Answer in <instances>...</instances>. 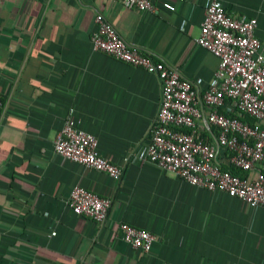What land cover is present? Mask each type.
<instances>
[{
  "label": "crops",
  "instance_id": "obj_1",
  "mask_svg": "<svg viewBox=\"0 0 264 264\" xmlns=\"http://www.w3.org/2000/svg\"><path fill=\"white\" fill-rule=\"evenodd\" d=\"M220 2L231 17L257 19L264 53V0ZM155 4L0 0V264H264V208L143 162L160 82L91 47L101 14L128 44L203 92L219 63L196 42L208 0ZM68 117L123 168L119 179L54 151ZM233 170L253 179L258 167ZM74 185L111 198L105 221L73 212ZM121 222L155 235L148 253L123 241Z\"/></svg>",
  "mask_w": 264,
  "mask_h": 264
},
{
  "label": "built area",
  "instance_id": "obj_2",
  "mask_svg": "<svg viewBox=\"0 0 264 264\" xmlns=\"http://www.w3.org/2000/svg\"><path fill=\"white\" fill-rule=\"evenodd\" d=\"M124 7L153 11L156 0H116ZM90 36L93 51L154 73L161 97L151 126L143 162L179 176L208 191H222L264 208V53L255 36L257 19L228 15L220 0H208L196 42L219 58L207 88L181 76L164 60L128 44L101 15ZM183 28V27H182ZM234 111L226 112V105ZM2 105L0 100V122ZM247 118L249 120H247ZM216 130L213 135L210 126ZM54 151L64 159L119 179L123 168L98 150L97 138L68 117L57 134ZM249 171L241 177L222 164ZM69 205L77 215L96 222L106 220L111 198L74 185ZM124 242L148 253L155 235L126 222L118 224Z\"/></svg>",
  "mask_w": 264,
  "mask_h": 264
},
{
  "label": "trees",
  "instance_id": "obj_3",
  "mask_svg": "<svg viewBox=\"0 0 264 264\" xmlns=\"http://www.w3.org/2000/svg\"><path fill=\"white\" fill-rule=\"evenodd\" d=\"M247 120H249V119L247 118ZM226 163H227V164H226ZM226 163L222 164V167H223V168H226V169H229V170H231L233 173H235L234 170H233L235 167H234L233 165H231L230 163H228V162H226ZM235 174H236V173H235Z\"/></svg>",
  "mask_w": 264,
  "mask_h": 264
}]
</instances>
